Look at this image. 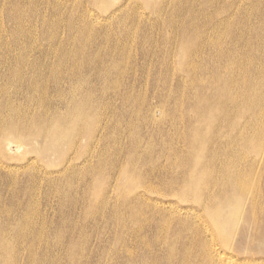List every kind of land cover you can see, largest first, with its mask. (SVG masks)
<instances>
[{
	"label": "rangeland",
	"instance_id": "1",
	"mask_svg": "<svg viewBox=\"0 0 264 264\" xmlns=\"http://www.w3.org/2000/svg\"><path fill=\"white\" fill-rule=\"evenodd\" d=\"M261 11L264 0H0V264H201L211 248L264 264L244 223L229 249L204 210L235 166L256 184L240 218L251 199L264 214V85L242 76L255 115L238 89L235 114L201 102L215 98L212 67L264 59Z\"/></svg>",
	"mask_w": 264,
	"mask_h": 264
},
{
	"label": "bare ground",
	"instance_id": "2",
	"mask_svg": "<svg viewBox=\"0 0 264 264\" xmlns=\"http://www.w3.org/2000/svg\"><path fill=\"white\" fill-rule=\"evenodd\" d=\"M263 17H264V13L261 11L260 12V19L263 21ZM253 31V30H252ZM83 32V31H82ZM87 32V31H85ZM254 32H251L249 34L253 35ZM88 35V33H87ZM86 36V35H85ZM248 46V43H247ZM263 46V45H262ZM250 51H257L258 49H260V46H248ZM181 50V48H180ZM229 48H227L226 51H221L219 57L224 58V56L226 55H232V51ZM182 52V51H181ZM233 57V56H232ZM248 63H240L237 62L236 65L235 64H230L229 66H221L220 70H217L215 68H211L214 72L212 73V82L216 83V85H214V87L216 88V92L214 93V97L213 98V103L212 100L210 98H206L207 100L205 101H201L203 104L210 106L213 105L214 107L217 108H225V110H227L230 114H235L236 111H238L237 106H240L239 103H236V99L234 98L233 95H231V88L232 89H238L239 91V96L243 97L242 100H247L246 104L247 106L253 111V115H255L254 113L257 111V109L259 108L260 110V100L259 97L260 95L257 94V92H255V86L249 82L246 81V78H242V76L244 77V75H247L249 73H252L253 75V79L257 80L256 82L261 81V84L264 85V71H260L255 69L257 66L256 65H261L262 67H264V59H258L255 57L254 58H250L248 59ZM95 65V64H94ZM4 66V65H3ZM97 67V65H95ZM254 66V67H253ZM99 69V68H98ZM251 70H253V72H251ZM97 74V73H96ZM222 75H226L229 76L230 80L228 82V85L226 86L228 88V86L230 88L229 92H224L225 90V83L222 81ZM97 76V75H96ZM227 79V78H226ZM252 80V79H251ZM225 81V80H224ZM253 82V81H252ZM224 83V85H223ZM227 83V81H226ZM34 85V84H33ZM256 85V84H255ZM259 85V84H258ZM257 85V86H258ZM135 86V85H133ZM132 87V86H131ZM134 88V87H132ZM128 89V88H126ZM240 89V90H239ZM260 89V88H259ZM43 90V89H42ZM130 90V89H129ZM133 91V89H132ZM131 92V91H130ZM130 92H128V95L130 94ZM227 94L225 95V97L222 96V94ZM126 95V94H125ZM127 98V97H126ZM129 98V96H128ZM128 99H126L127 101ZM210 100V101H209ZM241 100V99H240ZM200 103V102H199ZM242 103V102H241ZM4 106V103H2ZM232 104H235L237 106H235V108H232ZM239 104V105H238ZM242 105V104H241ZM201 106V105H200ZM245 106V105H244ZM248 109V108H247ZM207 110V109H206ZM213 111V110H212ZM235 111V112H234ZM245 111V110H244ZM84 112V111H82ZM87 112V111H86ZM206 112V111H205ZM225 112V111H222ZM221 112V113H222ZM211 113V112H210ZM220 113V114H221ZM76 114V113H75ZM81 114V113H80ZM207 114V113H206ZM222 115V114H221ZM228 115V114H227ZM211 116V114H210ZM72 117V116H71ZM209 117V116H208ZM212 117V116H211ZM210 117V118H211ZM85 118V117H84ZM253 119V118H252ZM13 120V119H12ZM57 120V119H56ZM61 120V119H60ZM200 120V119H199ZM204 120V119H203ZM234 120V119H233ZM201 121V120H200ZM52 122V121H51ZM56 122V121H54ZM86 122V121H85ZM207 122V121H206ZM69 124V123H68ZM83 124V123H82ZM198 124V123H197ZM200 124V123H199ZM202 124V123H201ZM251 124V123H250ZM59 125V124H58ZM80 126V125H79ZM64 127V126H63ZM68 127V126H67ZM74 127V126H73ZM82 127V126H81ZM198 127V126H197ZM62 128V127H61ZM261 128V127H260ZM39 130V129H38ZM49 130V128H48ZM61 130V129H60ZM63 130V129H62ZM46 131V130H45ZM79 131V130H78ZM130 131V130H129ZM6 132V131H5ZM63 132V131H62ZM80 132V131H79ZM207 132V131H206ZM37 133V132H36ZM35 133V134H36ZM208 133V132H207ZM77 134V133H76ZM18 135V134H17ZM247 135V133H246ZM1 136V135H0ZM20 136V135H19ZM33 136V135H32ZM51 136V135H49ZM23 137V136H22ZM31 137V136H30ZM5 138V137H4ZM16 138V137H15ZM207 138V137H206ZM198 139V138H197ZM12 140V139H11ZM2 141V140H1ZM16 141V140H15ZM34 140H32L33 142ZM58 141V140H57ZM200 141V140H199ZM36 142V141H35ZM59 142V141H58ZM197 142V140H196ZM8 143V142H7ZM15 143V142H14ZM43 143V142H42ZM57 143V142H56ZM55 143V144H56ZM61 143V142H60ZM10 144V143H9ZM31 144V143H30ZM34 144V143H33ZM19 145V143H18ZM32 145V144H31ZM61 145V144H60ZM28 146V145H27ZM36 146V145H35ZM39 146V145H37ZM55 146V145H54ZM30 147V146H29ZM57 147V146H55ZM54 147V148H55ZM2 148V147H1ZM28 148V147H27ZM38 148V147H37ZM36 148V150H37ZM40 148V147H39ZM42 148V146H41ZM50 148V147H49ZM53 148V147H52ZM34 151V150H33ZM48 152V151H47ZM44 155V154H43ZM44 158V157H43ZM46 158V157H45ZM51 158V157H48ZM199 161V160H198ZM197 163V161H196ZM199 163V162H198ZM197 166V165H196ZM223 169H221L220 171H222ZM236 168L235 166L231 169V170H225L224 172H226V178L224 180L220 179L219 183L222 184L224 187L222 190L218 191L216 189V191L214 190V192H212L204 206V210L206 215L210 218L211 222L210 225L212 226V228L214 230L217 231V233L219 235L222 236L223 238V242L229 247V249L231 248V244H233V237L236 235H239V231L240 229L237 228L238 225H242V227L244 228V230L246 231V235L245 233H243L245 235V239H246V243H245V249L250 250L248 252H251V250L254 248V245L257 246L259 244L264 243V214L261 216H257V213L255 211L257 204L256 202L251 199L250 200V208L247 210L246 212V217H244V219L242 220L240 218V211L239 208L244 200V196L242 198V194L244 195L247 191H253L256 188V184L252 185L250 180L248 179V177H240L237 173H236ZM9 174V173H8ZM51 174V173H50ZM122 174V173H121ZM11 175V174H10ZM130 175V174H129ZM131 176V175H130ZM14 179V178H13ZM129 179V178H128ZM258 184H262L263 188H264V172L261 174V177L258 181ZM194 188V187H193ZM193 191H196L193 189ZM14 199V198H13ZM34 202V201H33ZM33 204V203H32ZM35 205V203H34ZM9 208V207H8ZM35 208V207H34ZM3 209V208H2ZM5 209V208H4ZM10 209V208H9ZM170 209V211H175L176 210L171 206H169L168 210ZM36 210V209H35ZM32 211H34L32 209ZM191 211V210H190ZM226 211H228V214H226ZM12 212V211H11ZM106 212V211H105ZM185 213H188L189 211H184ZM174 213V212H173ZM10 214V212H9ZM39 214V213H37ZM6 215H8V213H6ZM36 215V214H35ZM191 215V214H190ZM38 216V215H36ZM163 216V215H162ZM187 216V215H186ZM205 216V215H204ZM40 218V217H39ZM164 218V217H162ZM10 219V218H9ZM36 219V218H35ZM173 219V218H172ZM160 220L161 217H160ZM169 220V219H168ZM32 221V220H31ZM38 224H39V219L37 220ZM36 221V223H37ZM170 221H172L170 219ZM177 221V219H176ZM179 221V220H178ZM45 222V221H44ZM43 222V224H44ZM180 222V221H179ZM179 222H177L179 224ZM202 222V221H201ZM163 223V222H162ZM167 223V222H166ZM176 223V222H175ZM176 223V224H177ZM206 223V221H205ZM172 224V223H171ZM181 224V225H180ZM179 224V226H184L185 225V221H181V223ZM204 224V223H202ZM35 225V224H34ZM37 225V224H36ZM167 225V224H165ZM164 225V227H165ZM244 225H247L248 227H244ZM177 226V225H175ZM204 226V225H203ZM259 227L258 230H256V227ZM35 227V226H34ZM39 227V226H37ZM168 227H170L168 225ZM186 227V226H185ZM184 227V228H185ZM241 227V228H242ZM40 228V227H39ZM44 228V227H43ZM46 228V227H45ZM162 227H160L161 229ZM196 228V227H195ZM198 228V227H197ZM200 228V227H199ZM254 228V229H253ZM41 229V228H40ZM163 229V228H162ZM161 229V230H162ZM167 229V228H166ZM183 229V228H182ZM186 229V228H185ZM253 229V230H252ZM22 229H20L21 231ZM35 230V229H34ZM33 230V231H34ZM37 230V229H36ZM46 230V229H45ZM165 230V229H164ZM175 230V229H174ZM243 230V229H241ZM145 231V230H144ZM163 231V230H162ZM169 231V230H167ZM188 232V229L185 230ZM199 231V230H198ZM38 232V231H37ZM36 232V233H37ZM41 232V231H40ZM194 232V230H193ZM162 233V232H161ZM165 233V231H164ZM175 233V231H174ZM200 234L202 233L201 231L199 232ZM188 234V233H186ZM192 234V233H191ZM181 235V234H180ZM202 235V234H201ZM18 234H17V238H18ZM72 236V235H69ZM188 236V235H186ZM193 236V235H192ZM195 236V234H194ZM204 236V235H202ZM22 237V236H21ZM140 237V236H139ZM49 238V237H48ZM193 238V237H192ZM191 238V239H192ZM19 239V238H18ZM21 239V238H20ZM71 239V237L69 238V240ZM201 239V238H200ZM204 239V238H203ZM34 240V239H33ZM36 240V239H35ZM199 240V238H198ZM196 240V241H198ZM19 242V241H18ZM32 242V241H31ZM201 242V241H200ZM206 242V240H205ZM34 243V242H33ZM47 243V242H46ZM19 244V243H18ZM22 244V243H21ZM49 244V243H47ZM178 244V243H177ZM197 244V243H195ZM194 244V245H195ZM241 244V243H240ZM20 245V244H19ZM30 245V244H29ZM192 245V244H191ZM31 246V245H30ZM41 246V245H40ZM47 246V245H46ZM20 247V246H19ZM18 247V248H19ZM44 247V244H43ZM147 247V246H146ZM195 247V246H194ZM198 247V246H197ZM196 247V249H197ZM243 247V246H242ZM17 248V249H18ZM46 248V247H45ZM178 248V247H177ZM193 248V247H192ZM200 248L202 250V252L206 249V245L204 243L201 242ZM235 248H237V245L235 246ZM263 248V247H262ZM23 249V248H22ZM27 249V248H26ZM25 249V250H26ZM29 249V248H28ZM36 249V248H35ZM162 249V248H161ZM195 249V250H196ZM199 249V247H198ZM24 250V249H23ZM21 250V251H23ZM45 250V249H44ZM43 250V251H44ZM47 250V248H46ZM154 250V249H153ZM30 251V250H29ZM199 251V250H198ZM37 252V251H36ZM36 252L34 254V256L36 255ZM41 252V251H40ZM50 252V251H49ZM180 252V251H179ZM43 253V252H42ZM41 253V254H42ZM156 253V252H155ZM161 253V252H160ZM176 253V252H175ZM21 254V253H20ZM23 254V253H22ZM33 254V253H32ZM153 254V253H152ZM40 255V254H39ZM151 255V254H150ZM161 255V254H159ZM192 255H194L192 253ZM191 255V257H192ZM24 257V255H22ZM29 256V254H28ZM27 256V257H28ZM50 256V253H49ZM49 256L47 258H49ZM152 256V255H151ZM150 256V257H151ZM168 256V255H167ZM180 256V255H179ZM196 256V254H195ZM26 257V256H25ZM31 257V256H30ZM33 257V256H32ZM59 257V256H58ZM61 257V256H60ZM155 256L153 255V258ZM188 257V256H186ZM201 260H199L201 262V264H240V260L239 258L231 255V254H223V253H219L218 251L213 250L212 248L210 249V251L204 252L202 255H200ZM22 258V257H21ZM35 258V257H34ZM161 258V257H160ZM42 259V258H41ZM45 259V258H43ZM50 259V258H49ZM155 259V258H154ZM153 259V261H154ZM168 259V257L166 258ZM253 259V258H252ZM21 260V259H20ZM34 260V259H33ZM188 260V259H187ZM46 261V260H45ZM63 261V260H62ZM160 261V260H159ZM186 261V260H185ZM190 261V260H189ZM19 262V261H18ZM47 262V261H46ZM156 262V261H155ZM154 262V263H155ZM169 262V261H168ZM187 262V261H186ZM31 263V262H30ZM29 263V264H30ZM34 263V262H33ZM44 263V262H43ZM49 263V262H48ZM53 263V261H52ZM51 263V264H52ZM60 263V262H59ZM63 264V262H61ZM60 263V264H61ZM20 264V263H19ZM39 264V263H38ZM195 264V263H192Z\"/></svg>",
	"mask_w": 264,
	"mask_h": 264
}]
</instances>
